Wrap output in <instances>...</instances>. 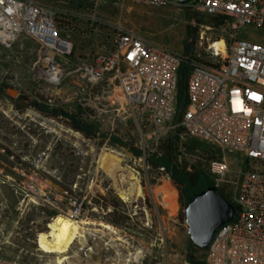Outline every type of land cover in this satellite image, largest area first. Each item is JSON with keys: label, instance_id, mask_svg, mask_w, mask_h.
I'll return each mask as SVG.
<instances>
[{"label": "built area", "instance_id": "built-area-1", "mask_svg": "<svg viewBox=\"0 0 264 264\" xmlns=\"http://www.w3.org/2000/svg\"><path fill=\"white\" fill-rule=\"evenodd\" d=\"M99 1L93 0L84 18L111 27L112 40L104 42L102 50L75 57L72 42L61 34L56 12L35 0H0V46L11 48L22 34L37 44L30 64L34 85L28 111L39 115L28 112L30 120L59 127L57 118L66 119L70 125L60 129L80 133L83 139L76 138L85 142L109 141L116 118L125 111L158 128L177 112L179 70L186 65V105L180 125L189 136L216 146L220 155L208 160V173L237 208L233 220L215 230L204 249L205 263L264 264V43L238 35L246 25L264 31V0H130L223 16L228 36H204L201 30L192 56L121 22L102 20L96 9ZM72 118L93 126L92 135L72 128ZM234 153L239 156L235 164L229 159ZM47 155V148L42 149L37 158ZM16 172L19 177L10 178L9 185L18 195L21 212L51 205L63 195H68L70 217L83 218L96 209L87 194L75 197L69 190L53 187L48 181L52 179L37 166L29 170L18 163ZM152 203L160 217L157 201ZM0 264L22 262L0 253Z\"/></svg>", "mask_w": 264, "mask_h": 264}, {"label": "rangeland", "instance_id": "rangeland-1", "mask_svg": "<svg viewBox=\"0 0 264 264\" xmlns=\"http://www.w3.org/2000/svg\"><path fill=\"white\" fill-rule=\"evenodd\" d=\"M35 1L56 12L61 25H70L69 18L75 28L91 23L84 16L93 7V0ZM96 9L102 20L121 22L126 28L186 56L193 55L201 30L205 31L204 36L212 37L227 33L212 22L206 23L207 14L187 6L152 7L130 0H100ZM189 25L198 26L197 35L189 30ZM99 28L104 30L106 40L111 41L112 28ZM238 35L264 43V31L253 25L240 27ZM36 47V42L23 34L12 48L0 46V253L18 257L22 264H45L51 255L37 250L35 235L48 230L51 217L68 215V195L48 206H31L23 212L17 209L18 195L9 182L10 178L19 177L16 169L21 163L29 170L39 167L54 179L52 182L64 190L68 188L75 197L87 194L86 199H91L96 209L89 210L83 218L106 222L116 231H95L94 226H87L86 236L72 244L65 264H206L204 249L190 241L180 195L185 200L213 181L207 164L211 153L217 152L216 146L189 136L180 125V110L171 122L158 128L125 111L116 118L107 142L81 141L80 133L68 130L71 135L61 130L70 125L63 118H57L63 125L59 127L32 122L28 112L39 115L28 111L34 85L30 62ZM8 88L18 89L27 98L11 97ZM166 145L171 156L163 152ZM46 148L47 157L38 160V152ZM114 149L122 153L121 167L133 170L140 179L143 198L121 193L120 190L131 187L125 169L117 168L108 174L99 166V154ZM23 156L25 159L21 161ZM229 159L235 164L239 156L234 153ZM199 160L200 169L193 168ZM73 184L76 187L71 190ZM166 188L169 192L175 190L173 209L166 203ZM153 199L157 201L160 217L152 205ZM104 202L109 205L104 207Z\"/></svg>", "mask_w": 264, "mask_h": 264}, {"label": "bare ground", "instance_id": "bare-ground-1", "mask_svg": "<svg viewBox=\"0 0 264 264\" xmlns=\"http://www.w3.org/2000/svg\"><path fill=\"white\" fill-rule=\"evenodd\" d=\"M121 154L122 153H119V151L115 149L111 152L102 151L98 157L99 166L108 174L112 173V171L117 168L125 169L129 178L128 182L131 187H129V189L127 188V190H120L121 193L124 195H134L135 197L142 196L143 191L139 184L137 175L128 167H121V158L119 157ZM166 191V203L170 206V209H173L176 206L175 190L169 192V189L167 190L166 188ZM162 197H164V195ZM87 226H94L95 231L105 229L109 232H116L110 224L103 221H96L88 218L76 219L64 214H57L53 216L52 220H50L47 224L48 230L39 232L36 239L39 250L44 252L46 255H51L45 264H65L70 258L68 253L72 244H74L75 241H82V239L86 236L85 233L89 230ZM139 252L142 251L140 250Z\"/></svg>", "mask_w": 264, "mask_h": 264}, {"label": "water", "instance_id": "water-1", "mask_svg": "<svg viewBox=\"0 0 264 264\" xmlns=\"http://www.w3.org/2000/svg\"><path fill=\"white\" fill-rule=\"evenodd\" d=\"M7 93L11 97L27 98L15 88H8ZM48 181L58 190H64L57 183ZM236 213L235 205L215 185L194 192L184 207V221L191 243L205 249L215 230L232 221Z\"/></svg>", "mask_w": 264, "mask_h": 264}, {"label": "trees", "instance_id": "trees-1", "mask_svg": "<svg viewBox=\"0 0 264 264\" xmlns=\"http://www.w3.org/2000/svg\"><path fill=\"white\" fill-rule=\"evenodd\" d=\"M207 15H208V19L209 20L208 21H205L206 23L212 22L213 24L217 25V27H219L220 29L223 28V30L225 32H227L225 35L219 34V35L213 36V37L214 38L227 37L228 36V33H229V27L227 26V22L225 21V18L223 16H219V15H210V14H207ZM197 22L198 23H203L202 20H197ZM188 28H189V30L192 33H194V34L197 35V33H198V26L189 25ZM186 74H187V66L186 65H183L180 68V70H179V84H178V90H177V111L180 110V112L183 111V109H184V107L186 105ZM181 87H182V89H181ZM71 126L75 130L83 132L88 137L92 135L93 130H94L93 129L94 128L93 126H91V125H89V124H87L85 122H81L79 120H75L73 118L71 119ZM182 129H184V128L182 127ZM168 150H169L168 145H166V147H165V149H164L163 152H164V154L171 156V154H170V152ZM219 155H220V153H219V151L217 149V152L216 153H213V154L211 153V155L209 156L208 159L215 158V157H217ZM200 165H201V161L199 160L197 165L193 164V168L200 169V167H201ZM48 177L51 178L50 176H48ZM52 180H54V179H52ZM209 185H213V181L212 180H210V183L207 184L204 188H206ZM65 189L68 190V188H65ZM201 189H203V188H201ZM220 191L222 192V190H220ZM194 192H196V191H194ZM194 192H192V194H190L187 198H185V200L183 198L181 199V195H180V201L182 202V205L183 206H186L188 200L192 197V195H193ZM181 193L182 192H180V194ZM224 196H225V194H224ZM226 198L230 202H232L231 199H229V197H226ZM103 205H104V207H107L109 205V203L108 202H104ZM112 205H113V207H115L116 206V203H114Z\"/></svg>", "mask_w": 264, "mask_h": 264}, {"label": "crops", "instance_id": "crops-1", "mask_svg": "<svg viewBox=\"0 0 264 264\" xmlns=\"http://www.w3.org/2000/svg\"><path fill=\"white\" fill-rule=\"evenodd\" d=\"M69 21L71 23L70 25H67V24L61 25L59 21L58 23L60 27L62 28V32H61L62 36L68 38L72 42V45H73L72 55L73 56L75 57L88 56L96 51L103 49L104 42L108 40H106L105 33L102 28L100 29L99 26H93L92 23H90L88 26L86 25L85 27L77 26L75 28V26L72 24L71 18H69ZM106 45L109 48L111 46V44L108 42L106 43ZM33 58L31 62L33 61ZM1 155L2 154H0V156Z\"/></svg>", "mask_w": 264, "mask_h": 264}]
</instances>
